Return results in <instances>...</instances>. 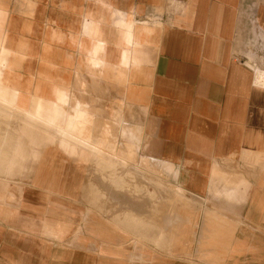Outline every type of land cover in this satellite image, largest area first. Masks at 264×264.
Returning <instances> with one entry per match:
<instances>
[{
    "label": "crops",
    "instance_id": "1",
    "mask_svg": "<svg viewBox=\"0 0 264 264\" xmlns=\"http://www.w3.org/2000/svg\"><path fill=\"white\" fill-rule=\"evenodd\" d=\"M111 1L142 19L113 7L117 20L153 29L142 52L144 150L175 166L163 186L195 204L176 210L190 225L169 251L129 230L111 245L84 231L76 246L27 237L23 255L25 236L0 224V264H264V0ZM148 186L163 191L157 200L173 196ZM126 197L143 203L139 217L153 213L148 199Z\"/></svg>",
    "mask_w": 264,
    "mask_h": 264
},
{
    "label": "bare ground",
    "instance_id": "2",
    "mask_svg": "<svg viewBox=\"0 0 264 264\" xmlns=\"http://www.w3.org/2000/svg\"><path fill=\"white\" fill-rule=\"evenodd\" d=\"M27 4L36 5L31 1ZM88 4L87 10L82 8L84 6L75 9L78 25L71 40L82 42L88 52L92 78L90 82H81L82 93L72 94L70 99L62 79L47 81V77H38L24 87L16 82L15 72L20 59H27L34 50L26 42L15 44L6 33L0 16V112L7 120L22 115L32 128H57L61 132L63 153L76 156L83 172L92 165L98 180L107 184L105 188H94L97 196L104 197L103 204H90L79 209V197L60 186L33 181L30 174L17 178L8 173L14 167L16 172L27 173L32 169L31 164L45 161L40 149L42 142L35 134L26 131L28 141L25 144L22 132L15 129V133L7 135L8 139L3 138L9 143L8 149L0 145V224L15 228L24 236L57 245H77L84 231L96 236L102 245L116 244L119 238L126 237L128 230L135 235H144L156 246L164 244L168 239L161 228L147 235V220H163L160 213L165 209L171 215L175 202L157 200V188L150 191L148 184L163 185V179H175V166L147 154L139 159L140 149L147 146V124L142 126L139 119L130 128L133 141H120L121 125L127 112L123 99H117L106 119L102 112L90 109L83 100L87 88H96L104 77L111 79L112 86L119 88L122 95L137 81L148 80L149 64L142 60L141 53L150 44L148 38L153 29L147 23L117 20L114 8L105 0H89ZM2 7L0 1V9ZM45 167L63 175L47 163ZM168 189L173 190L174 201H177L178 187L164 185V190ZM125 191L131 196L148 199L153 213L139 218L131 203L110 199L113 192ZM53 197L59 199L51 202ZM109 202L112 205H108ZM75 213H78V219L73 218ZM133 227H141L144 232L136 233Z\"/></svg>",
    "mask_w": 264,
    "mask_h": 264
},
{
    "label": "rangeland",
    "instance_id": "3",
    "mask_svg": "<svg viewBox=\"0 0 264 264\" xmlns=\"http://www.w3.org/2000/svg\"><path fill=\"white\" fill-rule=\"evenodd\" d=\"M0 1L3 4V7L0 9V16L3 19V27L6 29V33L15 44L26 42L30 44L34 50L27 59H20L19 66L15 72L16 82L24 87L31 79L35 81L38 77L39 79L41 77H47V81H50L53 78L62 79L63 85L68 88L69 99L72 94H81V82H90L92 71L88 65V52L83 48L82 42L79 41V43H75L72 41L71 35L75 33L78 25L76 21L78 15L76 14L75 9L84 6L82 8L87 10L89 8V0ZM27 1H31L36 5L30 6L27 4ZM105 1L115 8L117 15L120 18L128 19L129 17H126L127 14L137 20H142L138 19L131 9L130 11H127L126 9L117 7L111 0ZM157 22L158 21H152L149 23ZM141 58L143 60V56ZM111 83V79L104 77L96 88H87V93H84L85 98L83 100L87 107L102 112L101 115L106 119L107 113L113 111L115 103L118 101L117 99H123L127 106V112L125 113L121 125L122 134L120 136V141L131 143L133 141L132 132L130 131L131 125L135 124L137 119L140 120L142 126L146 125L142 118L146 81H137L135 86L130 87L125 94L123 92V95L120 94L119 88L113 87ZM17 117L18 118L16 119L7 120L4 117V113L0 112V145H2L5 150L8 149L9 143L8 141L4 142L3 138L6 137L8 139L7 135L15 133V129L22 132L23 141L27 144L28 138L25 135V132L31 131L35 134L37 139L42 142V147L40 149L45 157V163L34 162L30 165L32 169L27 173H20L19 171L21 170H19L18 173L16 172L17 170H14L15 167L12 171H8V173H12L11 175L17 178H23L27 174H30L33 181L39 180L41 184L53 183L60 186L65 191L79 197V209L95 203L97 205H102L104 197L97 196L94 188L95 186L105 188L107 187V184L98 180V174L94 171L92 165H88L85 172H83L80 169V162L76 156L63 153V149L60 147L61 132L55 127L32 128L25 122L22 115H18ZM37 129H39V131ZM22 130H24V132ZM143 154L146 153L144 149L141 148L139 159ZM46 163L51 167H55L62 171L63 175L59 176V174L53 171V169H50V167H45ZM256 163H259L257 159ZM154 188H157V190L159 189L157 186H153V189ZM162 188L164 190L163 185ZM161 192L163 191H158V193ZM126 195L127 191L123 193L113 192L110 199L118 200L119 202L125 201L131 203L133 206L134 204L130 201L131 197L128 198ZM57 198L58 197H53L51 202L57 201L59 199ZM178 199L179 197H177V201H174V196H168L164 199L170 203L175 202V210L171 212V215H169L165 209L163 213L161 212L162 214L160 213L163 220H147V226L149 227V232H146L147 235H151L155 233L158 228H161L165 232L168 242L157 244V246L167 249L168 251L173 246L177 237L182 234L185 229L184 227L190 225L191 221L183 216L180 219L175 218L176 214L180 216L176 210H192L195 205L187 199L185 200L189 204H185V201L179 202V204ZM181 203L183 208L180 209L177 207V204L181 206ZM108 205H112V203L109 202ZM142 205V203L136 204L135 210H139L137 207L141 208ZM168 215L170 217H168ZM137 216L139 215L137 214ZM73 218L78 219V213H75ZM4 226L13 233L21 234L20 231L15 228H10L6 225ZM133 229L136 233L144 232L141 227H133ZM30 241L31 240H28L27 236L24 237V244L20 247L21 254H32L33 247L31 248ZM200 258L206 259L202 254L200 255ZM12 264H22V262L19 260L18 262L14 261Z\"/></svg>",
    "mask_w": 264,
    "mask_h": 264
}]
</instances>
